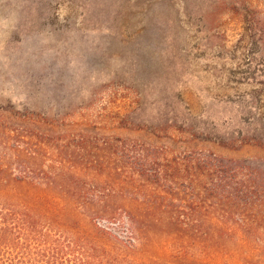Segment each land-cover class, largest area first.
I'll return each mask as SVG.
<instances>
[{
    "label": "rangeland",
    "instance_id": "rangeland-1",
    "mask_svg": "<svg viewBox=\"0 0 264 264\" xmlns=\"http://www.w3.org/2000/svg\"><path fill=\"white\" fill-rule=\"evenodd\" d=\"M3 126L110 176L107 137L262 155L218 143L264 140V0H0Z\"/></svg>",
    "mask_w": 264,
    "mask_h": 264
},
{
    "label": "trees",
    "instance_id": "trees-1",
    "mask_svg": "<svg viewBox=\"0 0 264 264\" xmlns=\"http://www.w3.org/2000/svg\"><path fill=\"white\" fill-rule=\"evenodd\" d=\"M0 135L11 151H0V264H264V154L107 137L110 176L97 161L82 172L68 143L25 147L59 136ZM218 144L264 152L259 134Z\"/></svg>",
    "mask_w": 264,
    "mask_h": 264
}]
</instances>
